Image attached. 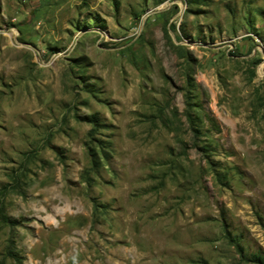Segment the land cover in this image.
I'll return each mask as SVG.
<instances>
[{
  "label": "rangeland",
  "instance_id": "374dc122",
  "mask_svg": "<svg viewBox=\"0 0 264 264\" xmlns=\"http://www.w3.org/2000/svg\"><path fill=\"white\" fill-rule=\"evenodd\" d=\"M263 259L264 0H0V264Z\"/></svg>",
  "mask_w": 264,
  "mask_h": 264
},
{
  "label": "trees",
  "instance_id": "16d2710c",
  "mask_svg": "<svg viewBox=\"0 0 264 264\" xmlns=\"http://www.w3.org/2000/svg\"><path fill=\"white\" fill-rule=\"evenodd\" d=\"M14 257H15V258H17V256H16V255H14ZM263 260H264V259H263Z\"/></svg>",
  "mask_w": 264,
  "mask_h": 264
}]
</instances>
